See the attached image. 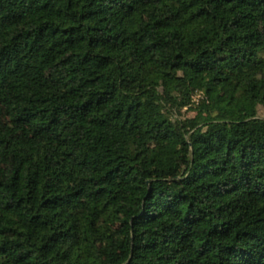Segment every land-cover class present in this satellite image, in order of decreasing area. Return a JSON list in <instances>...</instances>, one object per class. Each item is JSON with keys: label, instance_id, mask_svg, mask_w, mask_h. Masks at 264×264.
Wrapping results in <instances>:
<instances>
[{"label": "trees", "instance_id": "trees-1", "mask_svg": "<svg viewBox=\"0 0 264 264\" xmlns=\"http://www.w3.org/2000/svg\"><path fill=\"white\" fill-rule=\"evenodd\" d=\"M261 112L264 0H0V264H264Z\"/></svg>", "mask_w": 264, "mask_h": 264}, {"label": "rangeland", "instance_id": "rangeland-1", "mask_svg": "<svg viewBox=\"0 0 264 264\" xmlns=\"http://www.w3.org/2000/svg\"><path fill=\"white\" fill-rule=\"evenodd\" d=\"M184 112H185V115H186L187 117L192 118V117L195 116V110H194V109H190V110H188V111H184ZM260 115H264V113L261 112Z\"/></svg>", "mask_w": 264, "mask_h": 264}]
</instances>
